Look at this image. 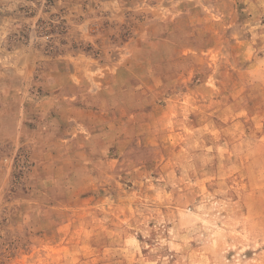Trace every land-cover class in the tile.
Segmentation results:
<instances>
[{"label": "rangeland", "instance_id": "374dc122", "mask_svg": "<svg viewBox=\"0 0 264 264\" xmlns=\"http://www.w3.org/2000/svg\"><path fill=\"white\" fill-rule=\"evenodd\" d=\"M0 264H264V0H0Z\"/></svg>", "mask_w": 264, "mask_h": 264}]
</instances>
